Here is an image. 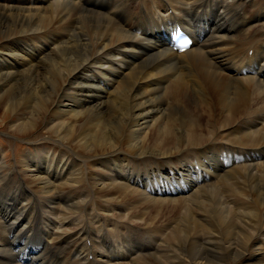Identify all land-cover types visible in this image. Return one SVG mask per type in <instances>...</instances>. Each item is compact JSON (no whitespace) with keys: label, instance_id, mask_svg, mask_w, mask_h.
<instances>
[{"label":"bare ground","instance_id":"obj_1","mask_svg":"<svg viewBox=\"0 0 264 264\" xmlns=\"http://www.w3.org/2000/svg\"><path fill=\"white\" fill-rule=\"evenodd\" d=\"M0 5V107L15 117L10 131L24 134L44 119L48 133L31 140L36 148L8 171L18 179L15 185L0 155V264H64L45 247L48 241L75 255L70 264H81L89 255L87 237L93 264L120 263L109 258L119 253L108 239L115 221L95 212L74 217H81L80 203L97 194L116 204L118 214L124 206L122 217L135 205L141 216L181 210V233L165 228L164 244L174 240L179 251L203 264L253 262V256L262 264L257 243H264V0ZM175 24L186 25L195 40L182 53L167 47L162 36ZM112 31L119 34L105 44L106 55L97 63L103 50L96 45ZM41 140L56 147L43 148ZM223 153L241 159L225 167ZM87 158L97 161L93 178ZM166 167L189 182L182 192L188 195L154 197L140 188L156 174L170 181ZM84 187L87 196L73 195ZM240 203L245 213L234 210ZM148 228L133 232L144 238ZM170 251L160 252L166 261Z\"/></svg>","mask_w":264,"mask_h":264},{"label":"rangeland","instance_id":"obj_2","mask_svg":"<svg viewBox=\"0 0 264 264\" xmlns=\"http://www.w3.org/2000/svg\"><path fill=\"white\" fill-rule=\"evenodd\" d=\"M112 1L116 2V0H112ZM255 1H257V0H255ZM54 27H56V26H54ZM115 34H119V32L118 31L110 32L107 35L106 40H104V41H102V42H100V43H98L96 45V48L99 51L103 50V53H101L97 57V59L95 60L97 63L102 61V59L105 57V55H106L105 49L106 48H104V46H105V44L108 43L109 39ZM12 65L14 66L13 63H12ZM186 79H188V78H186ZM89 84H91V83H89ZM187 88L190 89L189 87H187ZM190 96H192L195 99L197 98L196 96H194V93H191ZM183 109L186 110V111H189V110H187L185 108H183ZM100 111H107V110H105V108H100ZM191 113H195V112H191ZM14 119H15V117L13 116V113L11 114V113L7 112L6 110H4L3 108L0 107V155L6 160L7 164H9L10 166H11V164H13V166H11L9 168V171L12 170V169L14 170V168L16 169V166L18 164L17 163L18 158L24 157L25 156L24 153H26L27 151H33L36 148V147L34 148L32 146V144L33 145L36 144V142L34 143V141H37V139L42 138V137L43 138L47 137V134H48V133H46V128L44 126L45 125L44 119L43 120H39L40 123L35 128L29 129L24 134H22L21 132H18L16 130H14V132H12V131H10V127L9 126H10V123ZM24 122H26V121H24ZM54 123L55 122H51V123L47 124L46 126H50L51 124H54ZM31 140H34V141H31ZM41 142H42L41 143V147H43V148L47 147V148H51L52 149V147H56V143L54 141L41 140ZM37 144H40V143H37ZM50 144L52 145V147H51ZM21 145H22V148L20 147ZM85 162H86L85 166L89 167V169H90V170H86L87 174L90 177L93 178L92 171L97 169V166H96L97 161L96 160H91V158L90 159L87 158ZM14 163H15V166H14ZM2 170H4V169H2ZM6 171H7V168H6V170L4 172L7 175H9L10 173H8ZM11 176H12L11 181L15 185L18 179L15 177V174H14V176L13 175H11ZM213 183H216V182L214 181ZM89 192H90L89 189L84 187V188H78V189L74 190L72 193H73V195H75L78 198V197H81L83 195L87 196L89 194ZM38 195H40V194H38ZM130 203H131V205H135L136 204V197ZM114 206L116 207L117 205L115 204V205L111 206L108 203H105L103 201V196L100 195V194H97V195H93V197H90L87 204H84L82 202L80 203L79 214L81 215V217H79L77 215H74V217L76 219L81 220V219H83L85 217V214L95 212V213H98L102 217V220H104L106 218L105 216H109V214H107V213H111L112 211H114V213H116V214H114V215L110 214V217H112V219H110V220L115 221V222L112 223L113 229L112 230L108 229V232H111V233L108 234V239L114 241V245L117 247V248H113L114 250H118V251L120 250L119 249L120 248V241H123V245H122V249H121L123 251L128 248V247H126L128 243H130L129 244L130 247L137 246L136 242L133 241L132 239H130V237L127 235V229H126V228H128V230H131L132 232L135 231V228H134L133 225L136 224V223H128V221L122 223V222L119 221V218H121L122 220H133V221H135L136 219H139V220L143 221L142 222L143 226H141V228L146 229V228L149 227L147 230L151 229L154 233L161 232V228L164 231L165 228L168 229L167 227H169V228H177L178 231H179V229L182 230V228L181 227L179 228L178 225L176 224L177 222H179V217L181 216V213H180L181 210H178L177 208H176L177 210L176 209H172L171 210L170 208H167V210H166V208H163L159 212L158 216H157V214H155L156 212H152V214L149 213L148 215H142L141 216L140 214L137 213V211L139 212V210H137L138 205H135L132 208L133 211H131L128 214V216L132 215V214H138V215L133 217V218L131 216L128 218V216L126 217V215L122 217V215H124V213L127 212V211H123V209H125L124 206L122 207V210H120V211H122L124 213H120V214H118V211L116 210V208H114ZM111 207L114 210H110L109 212H107L106 209L111 208ZM234 210H237L238 212H244L245 213L247 209L244 208V206L240 203L238 208L234 209ZM176 211H178V213ZM104 214H106V215H104ZM197 217H202V215H199ZM173 221H174V224H173ZM183 221L184 222H188V221H192V220H186L185 221V219H184ZM90 222L91 221L88 220V223H90ZM157 222H164V223H162L161 225L157 226L156 225ZM96 225L97 224H93V228L94 229L96 228L95 227ZM159 227H161V228H159ZM122 230H124V232H122ZM164 232H165V234H164V238L163 239H165V235H166V233L169 232V230H165ZM143 239H145L147 241V243H149L150 239H151V236L147 235ZM153 241H154V239H153ZM162 243H163V247L164 248L168 247V248L171 249L170 253L173 256L168 258V260L171 261V262H167L168 260L166 261L163 258L162 254H160V252H163V249H164L162 247L157 253H155L158 258L154 257V255H155L154 254L153 256L147 257L144 260L145 262L144 263L142 262V264H155V263L156 264H163V261H164V264H203L202 259H199L197 257V255H193L191 253L187 257L186 255H184L183 252L179 251L177 249V246H176L174 240L170 241V243H173V245L171 244V246H165L164 241ZM257 245H259L260 248H261L259 250V252H262L263 255H264V243H263V241H262L261 244L257 243ZM248 248H250V247H248ZM152 249H155V248H152ZM147 253H150V250H148ZM247 255H252L251 251L250 252L248 251ZM173 257H175V258H173ZM191 257H194L197 260L196 261L192 260L193 261L192 262L191 259H190ZM258 258H259L258 256H253L251 258V259H254V260H252L253 262H251V261L250 262H244V259L243 260L239 259L236 262H234L233 264H257V263L261 264V262H258V261H260V260H258ZM256 260H258V261H256ZM198 261H200V262L198 263ZM121 263L122 262L116 263V264H121ZM135 264H141V262H137ZM229 264H232V263H229ZM262 264H264V261H262Z\"/></svg>","mask_w":264,"mask_h":264}]
</instances>
